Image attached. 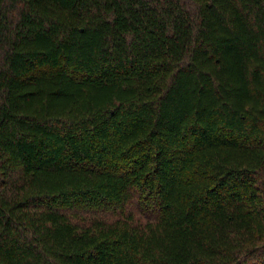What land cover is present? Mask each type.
Returning <instances> with one entry per match:
<instances>
[{"label":"trees","instance_id":"1","mask_svg":"<svg viewBox=\"0 0 264 264\" xmlns=\"http://www.w3.org/2000/svg\"><path fill=\"white\" fill-rule=\"evenodd\" d=\"M0 264H264V0H0Z\"/></svg>","mask_w":264,"mask_h":264}]
</instances>
